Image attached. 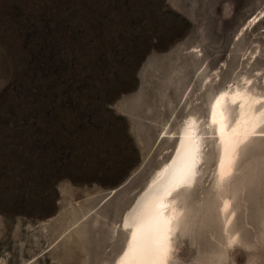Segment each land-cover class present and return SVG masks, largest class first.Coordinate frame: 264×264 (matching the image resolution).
Instances as JSON below:
<instances>
[{
  "label": "rangeland",
  "instance_id": "rangeland-1",
  "mask_svg": "<svg viewBox=\"0 0 264 264\" xmlns=\"http://www.w3.org/2000/svg\"><path fill=\"white\" fill-rule=\"evenodd\" d=\"M244 77L264 94V0H0V264H113L190 113L206 161L167 264H264V123L221 179L207 126Z\"/></svg>",
  "mask_w": 264,
  "mask_h": 264
},
{
  "label": "bare ground",
  "instance_id": "bare-ground-1",
  "mask_svg": "<svg viewBox=\"0 0 264 264\" xmlns=\"http://www.w3.org/2000/svg\"><path fill=\"white\" fill-rule=\"evenodd\" d=\"M241 84H233L231 89H222L209 100L207 126L212 128V134L217 138L216 175L218 179L223 178L232 171L241 147L264 123V94L252 88L251 81L248 78H242ZM217 101L219 102L217 103ZM230 106L234 107L233 111H231ZM201 124V119L195 114L190 113L185 117L178 130L175 145L169 158L153 172L134 201L124 211L120 221L122 229L127 232V237L122 251L113 264H118V261L129 247L133 232L141 220V205L148 201L150 197L157 195L160 189L167 184L169 176L165 169L170 172L172 169H180L186 166L188 168L186 178L172 188L171 194L164 201L168 205L164 215L172 223L170 240L167 245L169 251L166 254V259L161 264H167L170 260L173 239L181 223L183 210L177 193L194 182L206 161V132L204 133ZM172 135L175 136L176 133ZM182 137H184L185 147H181ZM190 141L192 153L190 156H186V147ZM228 207L229 200L223 198L221 209L225 210ZM230 215L227 220H229ZM132 264H135V259L132 260Z\"/></svg>",
  "mask_w": 264,
  "mask_h": 264
},
{
  "label": "snow or ice",
  "instance_id": "snow-or-ice-1",
  "mask_svg": "<svg viewBox=\"0 0 264 264\" xmlns=\"http://www.w3.org/2000/svg\"><path fill=\"white\" fill-rule=\"evenodd\" d=\"M181 147H185L184 137L181 138ZM191 153L190 141L185 155L190 156ZM165 172H168L169 176L167 184L160 189L157 195L150 197L141 205L140 223L133 232L129 247L118 264H132L133 259H135V264H161L166 259L172 222L164 215L168 207L164 201L171 194L172 188L186 178L188 168L183 166L180 169H172L170 172L165 169Z\"/></svg>",
  "mask_w": 264,
  "mask_h": 264
},
{
  "label": "water",
  "instance_id": "water-1",
  "mask_svg": "<svg viewBox=\"0 0 264 264\" xmlns=\"http://www.w3.org/2000/svg\"><path fill=\"white\" fill-rule=\"evenodd\" d=\"M139 192H140V191H139ZM139 192H138V193H139ZM137 195H138V194H137ZM137 195H136V196H137ZM136 196H135V198H136ZM135 198H134V199H135ZM133 201H134V200H133Z\"/></svg>",
  "mask_w": 264,
  "mask_h": 264
}]
</instances>
